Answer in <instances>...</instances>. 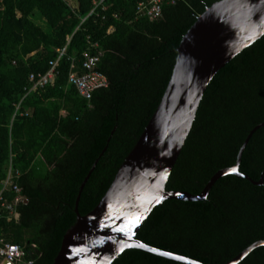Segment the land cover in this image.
I'll return each mask as SVG.
<instances>
[{"label":"trees","instance_id":"trees-1","mask_svg":"<svg viewBox=\"0 0 264 264\" xmlns=\"http://www.w3.org/2000/svg\"><path fill=\"white\" fill-rule=\"evenodd\" d=\"M72 1L0 0V191L12 167L20 172L16 183L26 199L14 205L17 218L0 205V240L19 244L27 259L34 245L40 254L33 264H53L76 222L80 186L97 159L79 200L80 214L101 201L158 108L184 35L219 0H164L162 16L153 21L136 15L143 0H104L98 7L94 2L101 0ZM91 43L103 51L97 69L109 85L87 100L69 74L73 60L81 71L83 53L97 51ZM62 48L66 53L53 83L30 90V75L47 73ZM262 122L264 35L208 84L167 190L199 194L216 172L235 165L250 131ZM263 171L264 126L251 137L240 163V172L255 181ZM15 196L4 191L9 203ZM137 238L204 264H225L264 240V183L226 175L206 200H166ZM112 264L184 263L127 249ZM239 264H264V247Z\"/></svg>","mask_w":264,"mask_h":264},{"label":"water","instance_id":"water-1","mask_svg":"<svg viewBox=\"0 0 264 264\" xmlns=\"http://www.w3.org/2000/svg\"><path fill=\"white\" fill-rule=\"evenodd\" d=\"M263 35L264 0H219L198 16L177 49L173 73L158 108L101 201L86 215L79 212V200L98 159L82 182L75 204L76 222L65 233L53 264H112L127 249L184 264H204L146 244L137 233L156 206L172 199L206 200L223 176L236 175L263 185L264 171L255 181L240 172V163L251 137L264 122L250 131L235 165L216 172L199 194L166 188L208 84L221 68ZM258 247H264V240L251 244L225 264H239ZM39 254L34 246L29 253L32 258Z\"/></svg>","mask_w":264,"mask_h":264},{"label":"built area","instance_id":"built-area-1","mask_svg":"<svg viewBox=\"0 0 264 264\" xmlns=\"http://www.w3.org/2000/svg\"><path fill=\"white\" fill-rule=\"evenodd\" d=\"M103 1L94 2L95 6H103ZM177 0H170L171 3H175ZM164 0H143L138 3L136 9V15L144 16L150 19L151 21L159 19L162 16V4ZM104 8V7H103ZM95 9L91 11L90 14H93ZM114 30L113 27L109 29V32ZM91 48L97 50L95 53H91L89 51L83 53V61L79 71L76 63L72 65V71L69 74V82L73 84L79 94L87 99L91 100L92 95L95 90L107 87L109 85V81L106 75L100 72L97 69V65L102 57L103 51L99 50V46L97 43H91ZM58 58L50 61V68L45 74H31L29 80L32 84L30 90H34L36 88H42L46 85L53 83L57 70V64L59 59H61L65 53L66 48L57 49ZM20 107V103L16 107V112ZM20 177V172L18 170H14L12 167L8 170V175L3 182V188L0 191V205L1 208H5L8 211L9 218H17V211L14 209V205H16L19 201L24 200V197L20 194L21 188L16 183V179ZM12 190L15 193V199L13 202L9 203L4 197V191ZM34 246V245H33ZM35 247V246H34ZM0 258L1 262L8 261L11 264H33V258L27 259V252L19 245V244H11L4 242L2 239L0 240Z\"/></svg>","mask_w":264,"mask_h":264},{"label":"rangeland","instance_id":"rangeland-1","mask_svg":"<svg viewBox=\"0 0 264 264\" xmlns=\"http://www.w3.org/2000/svg\"><path fill=\"white\" fill-rule=\"evenodd\" d=\"M72 3H73V1H72ZM35 21H38L37 23L40 24V25H42L44 23V20L38 19L36 17H35Z\"/></svg>","mask_w":264,"mask_h":264},{"label":"snow or ice","instance_id":"snow-or-ice-1","mask_svg":"<svg viewBox=\"0 0 264 264\" xmlns=\"http://www.w3.org/2000/svg\"><path fill=\"white\" fill-rule=\"evenodd\" d=\"M233 171H236L235 169H233Z\"/></svg>","mask_w":264,"mask_h":264}]
</instances>
